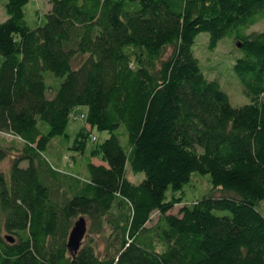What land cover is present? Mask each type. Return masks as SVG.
Returning a JSON list of instances; mask_svg holds the SVG:
<instances>
[{
  "label": "trees",
  "instance_id": "16d2710c",
  "mask_svg": "<svg viewBox=\"0 0 264 264\" xmlns=\"http://www.w3.org/2000/svg\"><path fill=\"white\" fill-rule=\"evenodd\" d=\"M0 2V134L22 143L16 157L0 147V264H264V31L246 34L264 0H49L33 28L28 0ZM200 33L210 50L235 41L248 105L203 75ZM79 108L109 135L91 153L102 164L60 171L49 148ZM89 138L83 127L70 150ZM194 173L209 193L169 214L168 191Z\"/></svg>",
  "mask_w": 264,
  "mask_h": 264
},
{
  "label": "rangeland",
  "instance_id": "374dc122",
  "mask_svg": "<svg viewBox=\"0 0 264 264\" xmlns=\"http://www.w3.org/2000/svg\"><path fill=\"white\" fill-rule=\"evenodd\" d=\"M51 5L49 0H28L26 7V22L30 28L41 24L43 18L50 12ZM7 19L4 11V2H0V23ZM264 31V20L259 21L246 34L260 33ZM209 37L207 33H200L195 38L192 51L194 57L199 61V67L207 80L216 81L220 89L228 96L232 107L239 108L250 103L244 92L242 85L233 67L235 60L241 57V52L236 48V43L233 40L225 38L221 40L216 49L210 50L208 47ZM1 60V58H0ZM47 84L55 86V81L52 79L50 73L45 74ZM81 116H84L85 119ZM87 109L79 108L75 110L70 116V120L65 129L67 138L57 137L49 148V153L52 157L57 156V167L60 171L81 169L83 164L88 160L96 165L102 164L100 157L93 156L92 150L101 145L108 137L107 132L98 131L95 128H90L86 123ZM85 127L90 135V138L85 142L83 153L74 152L70 150L74 144V140L78 132ZM123 131V129H121ZM91 138H95L92 142ZM123 142V139H122ZM0 147L5 148L11 152L15 157L18 155V150L22 148V143L11 137L10 135L0 134ZM49 155V154H48ZM11 159V157H10ZM9 158L0 166V171H7L10 160ZM81 171V170H77ZM126 178L133 184H139L143 179V173L137 175L133 174L129 168L126 167ZM211 187L209 184V176L194 173L190 177V181L186 184L181 192L172 193L168 191V201L176 204L169 214L177 215L178 211L183 207L192 204L197 198L202 197L207 192L209 193ZM217 196L220 193H216ZM260 211L264 215V202L259 206ZM217 216L228 215L227 212L214 211ZM159 214L154 213L151 216L150 227H153L158 222ZM160 249V248H159Z\"/></svg>",
  "mask_w": 264,
  "mask_h": 264
},
{
  "label": "water",
  "instance_id": "95a60500",
  "mask_svg": "<svg viewBox=\"0 0 264 264\" xmlns=\"http://www.w3.org/2000/svg\"><path fill=\"white\" fill-rule=\"evenodd\" d=\"M237 47L240 46L237 45ZM86 233L87 222L85 218L81 217L74 223L68 236L67 249L71 255H74L79 250Z\"/></svg>",
  "mask_w": 264,
  "mask_h": 264
},
{
  "label": "built area",
  "instance_id": "2783aa9c",
  "mask_svg": "<svg viewBox=\"0 0 264 264\" xmlns=\"http://www.w3.org/2000/svg\"><path fill=\"white\" fill-rule=\"evenodd\" d=\"M91 140H92V142H94L95 141V138H91Z\"/></svg>",
  "mask_w": 264,
  "mask_h": 264
}]
</instances>
